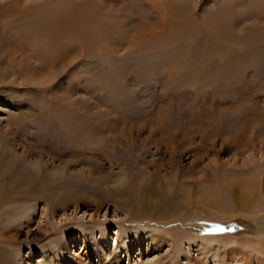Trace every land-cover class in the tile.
Wrapping results in <instances>:
<instances>
[{"label": "rangeland", "instance_id": "1", "mask_svg": "<svg viewBox=\"0 0 264 264\" xmlns=\"http://www.w3.org/2000/svg\"><path fill=\"white\" fill-rule=\"evenodd\" d=\"M9 1L5 174L62 172L0 208L5 264H264V0H64L46 36Z\"/></svg>", "mask_w": 264, "mask_h": 264}, {"label": "bare ground", "instance_id": "2", "mask_svg": "<svg viewBox=\"0 0 264 264\" xmlns=\"http://www.w3.org/2000/svg\"><path fill=\"white\" fill-rule=\"evenodd\" d=\"M49 4H51V5L53 4V5L51 6ZM6 5H7L6 7H8L10 9L9 11L6 10L7 11L6 13H8V17H7L8 21L9 20L16 21L18 17H19L18 18V22L19 21H21V22L22 21H24V22H27V21L29 22L30 21L31 24L35 27V30L36 31L38 30L37 33L38 34L40 33L42 36H46V34H48L49 32L51 33V31H52V29L54 27V24L56 23V19L54 18L55 16H57V15H55L56 14L55 10H58L57 13L60 14V11L64 7H68L70 10L73 9V11H75L81 6V4H77L75 2H74V4L65 3L64 0L63 1L62 0H52V1L47 0L46 2H42L41 4L34 5V6L33 5H28V4L27 5H22L21 4V0H10L9 3H6ZM13 9H17V11H14L15 14H13V12L11 11ZM46 10L50 11L49 14H48V12ZM54 12H55V14H54ZM4 13H5V11H4ZM78 14H79V12H78ZM75 15H76V12H75ZM3 16H4V14H3ZM28 18H30V19L28 20ZM27 26H28V24H27ZM13 27L9 28L10 32L8 34L9 35L11 34V36H15L14 35L15 32H17V31H15V28H13ZM29 32H30V30H29ZM168 130H167V128H166V130L163 129L162 130L163 135L165 133H169ZM68 137L66 136V139H68ZM50 149H52V146H50ZM50 149L47 147L45 149L46 151L43 149V150L39 151V153L43 155V154H45L44 152H46L47 156L54 155V154H52V150H50ZM55 150H56V148H55ZM42 155H39L40 158H41ZM66 155L68 157L69 154H66ZM29 157H30V155H29ZM67 157H65V158H67ZM1 158H3V157H0V176L2 175V176L6 177L7 184H0V208L2 206H4L5 203H7V202L14 201V200H17V199H21V198L26 197V196L30 197V196L35 195V194L40 196V198L41 197L45 198L48 202L54 200L55 193H54L53 189L57 188V184L55 182L57 180V177H56V173H54V171L57 172V173H61L62 171H61L60 167L55 166V164L52 163L53 161L52 162L50 161V163L47 162L49 164V166L51 167L52 171L49 172V177H48V179L45 180V178L43 177L45 175L41 174V168L44 167V166H47L48 164H45V163L42 164V161L39 160L37 162V165L40 166L41 168L39 167L40 169L36 168L37 170H34V169H32V168H30V167L25 165L27 163V154L24 152L22 155H19L16 158L17 161L19 160L21 162L19 165L22 164L21 166L24 167V168H20L21 166H19V169H17L15 171L16 174L13 176V178L8 179V176L5 174L6 169L8 167H6L7 166L6 163L2 162ZM3 159H5V158H3ZM69 160L70 159H66L65 160L66 164L71 162ZM65 161H64V163H65ZM22 162H24V163H22ZM83 174H84V172L83 173L81 172L79 175L83 176ZM91 178H93V177H91ZM87 179L89 180V178H87ZM252 179H254V178H252ZM40 181L42 182L41 186H39V182ZM43 181H45V182H43ZM117 181L121 183V184L120 183H118V184H120V185L123 184V182L121 180H117ZM93 182H95V181L93 180L92 183ZM250 182L251 183L248 184V188L252 192L253 191L254 192H258L260 184H258V182L255 179L251 180ZM42 185H44V189L42 188L43 190L39 189V187L41 188ZM230 188L231 187L228 186L227 190L229 191ZM144 215H146L144 213V211L143 212L140 211V213H135V216L136 217L138 216V218H140V216H144ZM10 241H11V239H10V237L8 235L0 234V243H6V242H10ZM5 251H6V249H4L3 247L0 246V264H5V261L2 259V257L5 254ZM63 251H65V250H63ZM99 254H100V252H99ZM66 259L67 258L65 257L63 260H66ZM70 260H72L74 262H77L78 264H84V260L80 259L79 257L78 258L72 257Z\"/></svg>", "mask_w": 264, "mask_h": 264}]
</instances>
